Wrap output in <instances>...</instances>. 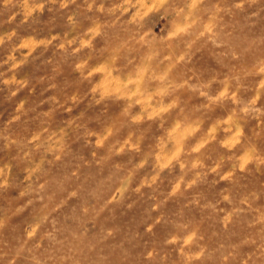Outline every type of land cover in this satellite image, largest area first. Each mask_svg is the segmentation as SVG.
Here are the masks:
<instances>
[{
  "label": "clouds",
  "instance_id": "obj_1",
  "mask_svg": "<svg viewBox=\"0 0 264 264\" xmlns=\"http://www.w3.org/2000/svg\"><path fill=\"white\" fill-rule=\"evenodd\" d=\"M0 264H264V0H0Z\"/></svg>",
  "mask_w": 264,
  "mask_h": 264
}]
</instances>
